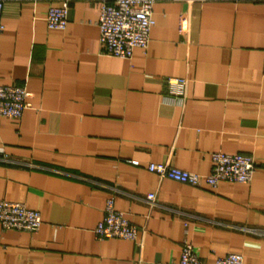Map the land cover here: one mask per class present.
Returning a JSON list of instances; mask_svg holds the SVG:
<instances>
[{
    "label": "crops",
    "instance_id": "obj_1",
    "mask_svg": "<svg viewBox=\"0 0 264 264\" xmlns=\"http://www.w3.org/2000/svg\"><path fill=\"white\" fill-rule=\"evenodd\" d=\"M50 5L3 8L0 86L24 88L29 106L0 118V202L42 224L0 225V264H178L185 243L203 264H264V3L158 2L149 45L130 59L102 52L101 0L73 1L63 31L48 29ZM170 78L188 81L182 95ZM213 153L252 156V181L193 187L148 171L205 175ZM110 198L135 241L96 239Z\"/></svg>",
    "mask_w": 264,
    "mask_h": 264
},
{
    "label": "built area",
    "instance_id": "obj_2",
    "mask_svg": "<svg viewBox=\"0 0 264 264\" xmlns=\"http://www.w3.org/2000/svg\"><path fill=\"white\" fill-rule=\"evenodd\" d=\"M9 0H0V35L6 26L3 22L4 4ZM57 2L50 5L47 12L49 30H65L69 21L71 3L75 0H46ZM98 27L100 30V46L108 56L130 59L136 48L146 49L150 35L155 26L154 7L162 1L178 0H101ZM192 1V0H179ZM223 1V0H215ZM233 2L264 3V0H225ZM188 20L182 16L180 29L187 30ZM169 85L178 95H182L188 81L170 78ZM29 94L19 86H0V118L20 120L28 108ZM178 98V97H177ZM183 101V99H179ZM210 173L201 175L186 172L169 164H149L148 171L157 174L161 179H169L193 187L204 185L216 188L221 182L248 184L252 181L256 163L249 155L213 153ZM147 202L156 203V195L148 194ZM42 224L39 212L30 210L25 204L18 202H0V225L5 231L36 233ZM95 237L99 241L120 239L135 241L138 228L128 221L125 214L115 209L114 199L106 202L104 218L95 228ZM239 254H228L216 261V264H243ZM178 264H203L192 244L185 243Z\"/></svg>",
    "mask_w": 264,
    "mask_h": 264
}]
</instances>
